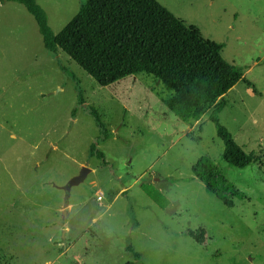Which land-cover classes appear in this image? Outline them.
<instances>
[{"label": "rangeland", "instance_id": "obj_1", "mask_svg": "<svg viewBox=\"0 0 264 264\" xmlns=\"http://www.w3.org/2000/svg\"><path fill=\"white\" fill-rule=\"evenodd\" d=\"M36 1L57 35L87 0ZM157 1L223 44L253 84L238 82L218 119L257 162L229 166L211 111L183 122L153 76L103 87L65 53L50 56L25 7L0 2V264H264V0ZM62 66L81 82L83 105ZM202 158L245 199L227 208L208 193L192 170ZM198 229L202 244L187 235Z\"/></svg>", "mask_w": 264, "mask_h": 264}, {"label": "trees", "instance_id": "obj_2", "mask_svg": "<svg viewBox=\"0 0 264 264\" xmlns=\"http://www.w3.org/2000/svg\"><path fill=\"white\" fill-rule=\"evenodd\" d=\"M0 2L25 7L36 21L50 56L65 53L103 87L139 74L153 76L172 93L164 104L183 122H198L211 111L217 134L224 143L222 159L229 166L245 169L257 162L254 154L246 153L218 119L226 106L225 95L240 81L249 87H254L253 84L246 80L239 67L222 57L223 44L205 40L157 0H87L57 35L36 0ZM61 70L75 83L78 103L83 105L81 82L66 67L62 66ZM75 114L76 110L73 117ZM91 115L101 139L111 138L96 109L91 108ZM90 155L101 160L103 166L109 165L96 144L90 146ZM192 170L206 191L227 208L234 206L233 198L245 199L210 159L202 158ZM146 193L160 204L157 193L150 190ZM187 235L202 244L205 230L189 231Z\"/></svg>", "mask_w": 264, "mask_h": 264}, {"label": "water", "instance_id": "obj_3", "mask_svg": "<svg viewBox=\"0 0 264 264\" xmlns=\"http://www.w3.org/2000/svg\"><path fill=\"white\" fill-rule=\"evenodd\" d=\"M88 172L89 171L86 168H84L82 173L79 176L74 177L63 189L68 193L72 186L78 185L79 183H81L85 179ZM68 210H69L68 206H65V208H64L65 216H66ZM65 221H66V217H65Z\"/></svg>", "mask_w": 264, "mask_h": 264}]
</instances>
